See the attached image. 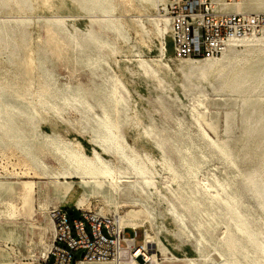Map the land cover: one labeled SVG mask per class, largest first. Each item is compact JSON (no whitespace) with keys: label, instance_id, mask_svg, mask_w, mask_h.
I'll use <instances>...</instances> for the list:
<instances>
[{"label":"rangeland","instance_id":"374dc122","mask_svg":"<svg viewBox=\"0 0 264 264\" xmlns=\"http://www.w3.org/2000/svg\"><path fill=\"white\" fill-rule=\"evenodd\" d=\"M167 2L0 1V199L17 213L0 220V261L43 264L50 210L81 207L134 222L155 264H264V46L237 47L220 76L190 72ZM237 2L264 14V0L226 10ZM62 172H115L117 187Z\"/></svg>","mask_w":264,"mask_h":264},{"label":"built area","instance_id":"2783aa9c","mask_svg":"<svg viewBox=\"0 0 264 264\" xmlns=\"http://www.w3.org/2000/svg\"><path fill=\"white\" fill-rule=\"evenodd\" d=\"M227 0H168L161 11L170 25L172 48L177 59H211L222 54L231 40L264 30V14L226 10ZM80 217L53 207V237L43 264H71L74 250L82 249L83 262L119 260L146 264L145 231L137 243V225L127 224L118 214L100 215L76 208ZM129 230V231H128ZM126 251V259L120 254Z\"/></svg>","mask_w":264,"mask_h":264},{"label":"bare ground","instance_id":"6f19581e","mask_svg":"<svg viewBox=\"0 0 264 264\" xmlns=\"http://www.w3.org/2000/svg\"><path fill=\"white\" fill-rule=\"evenodd\" d=\"M236 7L238 9V12H242V10L240 8V3L237 2ZM240 46L245 47V48H251V49L257 48V47H263L264 46V35L263 36L252 35V36H248V37H242V38L231 40L228 43V45L225 47V49L222 52L221 57L219 59H185L184 67L190 72H193V71L216 72L217 76H220L223 74L225 68L230 64L231 56L235 53L236 48L240 47ZM243 79H244V76L241 73H236L233 76V78L230 80V83H233L234 86H239L240 84H243L242 83ZM245 84H246V82H245ZM106 128L108 130H110L109 125H106ZM105 137H107V136H105ZM65 151L68 153V156L72 161H79L82 165H89L90 166L93 164H96V165H104L105 164L104 158H102V156L98 153V151L96 149H94L95 159H89L79 149L74 148L73 146L67 147L65 149ZM62 174L66 175L69 178H82V179L88 178L90 181H93L94 183H98V180H97L98 177L107 176V177H110L112 179V183H111L112 186L115 188L117 187L116 182H115V180H116L115 179V172H62ZM85 182H87V181H85ZM6 207H7V202L0 199V220H2L4 217L14 218L17 216L16 211L7 213ZM127 223H129L130 225H136L134 222H132L130 220L127 221ZM151 244H153V242L150 239H147L145 247L149 248V247H151ZM8 248L12 252L14 251L13 247H8ZM126 255H127L126 251H123L120 254L121 259H126V257H127ZM212 255H213L212 256L213 259L216 261L217 264H230L221 254L215 252ZM146 256L148 257L149 260H151V264H155V260L152 257L148 256V254H146ZM128 263L129 264H141V263H136V262H132V261H129ZM0 264H14V263L6 262V261H0ZM79 264H82V263H79Z\"/></svg>","mask_w":264,"mask_h":264}]
</instances>
